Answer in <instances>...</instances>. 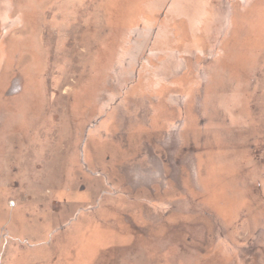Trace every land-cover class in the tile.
Returning <instances> with one entry per match:
<instances>
[{
	"label": "rangeland",
	"instance_id": "1",
	"mask_svg": "<svg viewBox=\"0 0 264 264\" xmlns=\"http://www.w3.org/2000/svg\"><path fill=\"white\" fill-rule=\"evenodd\" d=\"M0 264H264V0H0Z\"/></svg>",
	"mask_w": 264,
	"mask_h": 264
}]
</instances>
